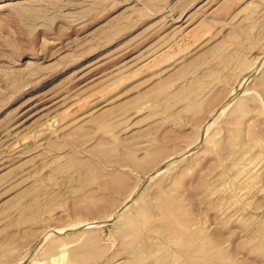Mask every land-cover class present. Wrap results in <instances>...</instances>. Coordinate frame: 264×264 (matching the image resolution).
Here are the masks:
<instances>
[{"label":"rangeland","instance_id":"1","mask_svg":"<svg viewBox=\"0 0 264 264\" xmlns=\"http://www.w3.org/2000/svg\"><path fill=\"white\" fill-rule=\"evenodd\" d=\"M169 203L264 264V0H0V264H154Z\"/></svg>","mask_w":264,"mask_h":264},{"label":"bare ground","instance_id":"2","mask_svg":"<svg viewBox=\"0 0 264 264\" xmlns=\"http://www.w3.org/2000/svg\"><path fill=\"white\" fill-rule=\"evenodd\" d=\"M182 97L189 100V107H197L194 103V98L191 93H182ZM215 115V114H214ZM210 117V116H209ZM197 145V144H196ZM120 168V167H119ZM127 169V168H126ZM130 172V171H129ZM123 174V173H122ZM114 181L118 182L114 185ZM120 181V182H119ZM126 187V175H122L119 180L115 179L114 176H110L108 180L105 181L102 188L106 190H122ZM167 193L164 194L166 197ZM131 195L126 199L124 204L111 215L108 220L113 218L122 217L125 215L124 207L126 202L130 200ZM164 200V199H163ZM169 202V201H168ZM142 204V203H141ZM144 204V203H143ZM147 204V203H146ZM144 204V205H146ZM162 204H164L162 202ZM142 205V206H144ZM165 214L161 224L156 226H151L150 229H162L161 227H166L167 232L171 239L178 245L177 252H170L166 245H157V250L155 252L145 253L144 249L139 248V243L142 242V236L140 234H134L133 240L129 244V248L133 251V258H154V264H231L224 259L222 251L216 247L210 246V240L207 236L202 235L201 230H185L187 227L182 224L181 219H176L174 217V204H165ZM146 207V206H145ZM149 207V206H148ZM147 209V208H146ZM180 222V223H179ZM179 224L183 227L181 228ZM161 228V229H160ZM149 229V230H150ZM153 231V230H151ZM149 231V233L151 232ZM157 232V231H156ZM155 233V231H154ZM165 233V232H164ZM163 233V234H164ZM162 234V233H161ZM167 234V233H166ZM168 236V237H169ZM168 237L165 239H168ZM45 239V237H44ZM164 240V239H163ZM150 241V239L148 240ZM165 241V240H164ZM168 241V240H167ZM170 241V240H169ZM172 242V241H171ZM166 243V241H165ZM169 244V243H168ZM156 245H153L154 247ZM170 247V246H169ZM154 249V248H153ZM147 250V249H146ZM151 251V250H150ZM169 258V259H168Z\"/></svg>","mask_w":264,"mask_h":264}]
</instances>
